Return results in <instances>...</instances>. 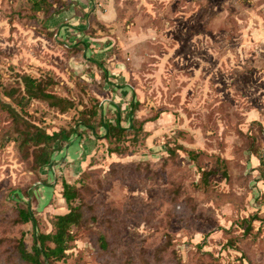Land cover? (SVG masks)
Masks as SVG:
<instances>
[{
	"label": "rangeland",
	"instance_id": "1",
	"mask_svg": "<svg viewBox=\"0 0 264 264\" xmlns=\"http://www.w3.org/2000/svg\"><path fill=\"white\" fill-rule=\"evenodd\" d=\"M253 1L72 0L47 29L50 10L0 0V264H25L18 239L30 249L34 233L53 227L48 209L68 211L66 201L44 206L32 160L10 136L3 102L13 103L5 86L18 72L52 75L54 91L73 100L67 111L43 99L26 107L49 132H86L80 118L97 101L103 119L121 113L125 126L155 118L128 139L129 154L102 142L77 199L86 220L58 264H264L251 162V148L264 151V14ZM31 186L35 227L20 215Z\"/></svg>",
	"mask_w": 264,
	"mask_h": 264
},
{
	"label": "trees",
	"instance_id": "2",
	"mask_svg": "<svg viewBox=\"0 0 264 264\" xmlns=\"http://www.w3.org/2000/svg\"><path fill=\"white\" fill-rule=\"evenodd\" d=\"M31 2V8L35 13L51 11V15L43 17L40 20L47 29V25L53 16L59 14L65 6L68 7L70 4L76 3L72 2V0L68 3H63V0H55V2L52 0H31ZM68 46L71 47L70 44ZM99 64L103 65L101 61ZM104 72L107 73L105 67ZM17 80V85L5 86V94L13 100V103L4 101L3 107L10 113L13 119L14 132H11L10 135L12 140L17 142L24 156L32 160V171H35L37 176L33 184L42 181L40 170L44 166L50 165L55 151L67 145L74 134L84 136L85 133H92L96 138L103 139V143H109L107 147L109 153L129 154L131 148L126 143L128 139L137 141L140 134L144 133L146 135L149 131L144 127L145 122L155 119L154 117H146L143 120H138V118L131 119L135 110V107L132 106L130 111L131 122L128 126L122 124L121 113L118 114L115 122H112L110 118L103 119L101 107L97 101L92 105L89 115H82L80 118L81 124L87 128L86 132H82L80 129L77 131L69 127H62L59 130L49 132L38 123L26 117V107L33 99H43L51 106L57 107L62 111H67L73 106V100L54 91L53 87L57 83V80L52 75L38 77L29 72H18ZM101 127H104L106 130L104 134L101 133ZM101 145H103L102 142L100 143V147ZM258 149L259 147L251 148L253 150L252 153L258 154ZM186 151L193 153L194 149L186 148ZM169 152L170 154L175 153L170 147ZM131 153L134 152L131 151ZM94 156L90 160L88 167L75 180H63L62 195L68 204V211L50 215V223L53 225L51 230L34 233L30 249L24 243V234L18 239V243L16 244L17 253L20 260L25 264H58L57 261L62 260L66 256L70 243L75 238L74 227L81 226L86 220L83 204L82 202L77 203V199L80 197L81 186L84 184L83 177L86 171L93 166L92 161ZM259 169L264 177L262 158ZM208 174L209 172L204 173L205 177L202 179L204 182H207ZM33 188L31 186L29 189L23 191L27 198V206L20 209V215L23 222H32L35 227L39 219L34 211L35 196ZM253 218L257 219L258 217L255 216ZM248 220L250 221L251 218ZM100 243L103 247H107L108 243L104 235H100Z\"/></svg>",
	"mask_w": 264,
	"mask_h": 264
},
{
	"label": "crops",
	"instance_id": "3",
	"mask_svg": "<svg viewBox=\"0 0 264 264\" xmlns=\"http://www.w3.org/2000/svg\"><path fill=\"white\" fill-rule=\"evenodd\" d=\"M253 2L256 3L259 10L264 14V0H254ZM73 5L74 4H72V6ZM83 13L84 12L78 13V16L82 17ZM61 15L63 16V12L51 18L50 22L55 20L53 28L61 22L63 18ZM101 133L104 134L103 132ZM102 140L103 139L96 138V136L92 133H85L84 136L79 135L78 138L71 137V141L67 145H65L62 149L55 151L50 165H46L40 170L42 178V181H40L41 185L37 184L36 186L35 184V188L39 189V194L42 195L41 198L45 200L44 203L46 204L44 206H52L53 208L55 202L57 205H62L63 207L65 203L62 195L63 180H75L84 171V169L88 167L92 157L101 150L99 147L100 143L103 142ZM251 155L254 176L257 177L260 187H263L261 179L263 176L259 169L261 158L255 153H251ZM44 175H46L49 179L46 180ZM51 210L52 209H48L47 211L50 212L49 215L58 213V211L52 212ZM64 212L66 211H63L62 213ZM35 214L37 215V213Z\"/></svg>",
	"mask_w": 264,
	"mask_h": 264
},
{
	"label": "built area",
	"instance_id": "4",
	"mask_svg": "<svg viewBox=\"0 0 264 264\" xmlns=\"http://www.w3.org/2000/svg\"><path fill=\"white\" fill-rule=\"evenodd\" d=\"M261 158H262V161H263V164H264V151L261 154ZM261 179H262V182H263V187H262L261 190L257 191V195L261 196V198H262L261 208L264 211V177H262Z\"/></svg>",
	"mask_w": 264,
	"mask_h": 264
}]
</instances>
